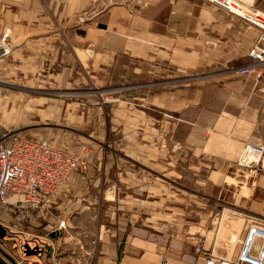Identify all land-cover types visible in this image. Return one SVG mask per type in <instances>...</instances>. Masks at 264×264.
Returning a JSON list of instances; mask_svg holds the SVG:
<instances>
[{"label": "crops", "instance_id": "0c3cea01", "mask_svg": "<svg viewBox=\"0 0 264 264\" xmlns=\"http://www.w3.org/2000/svg\"><path fill=\"white\" fill-rule=\"evenodd\" d=\"M82 15L85 22L75 23ZM6 29L10 46L56 58L68 48L73 64L94 76L143 74L144 67L165 63L167 91L142 96L151 108L141 112L150 114L149 153L157 162L166 152L169 170L176 169L178 154L188 167L210 171L206 184L216 193L206 202L218 204L177 207L175 193H161L158 162L94 161L87 173L73 175L48 209L23 222L9 218L14 261L206 264L215 257L234 263L240 247L228 243L232 221L217 232L208 222L220 215L264 217V178L249 184L235 173L244 144L264 145V83L240 73L249 64L255 26L205 0H0V34ZM194 216L198 222L174 225ZM243 223L239 236L249 221ZM24 244L40 254L24 258Z\"/></svg>", "mask_w": 264, "mask_h": 264}, {"label": "rangeland", "instance_id": "374dc122", "mask_svg": "<svg viewBox=\"0 0 264 264\" xmlns=\"http://www.w3.org/2000/svg\"><path fill=\"white\" fill-rule=\"evenodd\" d=\"M257 9L264 10V0H256L255 10ZM86 18V15H82L74 22L82 24ZM5 33H9V54L1 58L0 63V139L8 131H16L33 139H43L79 159L84 168L74 174L87 173L89 164L94 161L144 162L150 166L158 162L160 170L156 176L161 184V193H175L177 207L195 211L201 204L207 205L209 209L218 206L213 200L206 202L207 198L215 197L216 193L206 184L210 171L188 167L190 163L184 155L178 154L174 160L176 169L169 170L166 152H161L157 162L149 153L148 147L153 143L146 116L150 114L145 116L141 112H150L151 108L142 100V96L146 100L147 95L167 91L162 86L167 85L165 63H152L151 67H144L143 74L94 76L88 73L89 68L73 64L68 48L59 58L50 53L42 57L34 48L25 50L23 46H15L14 43V47L10 46L12 31L6 29L0 34V38ZM257 35L256 28V37ZM51 46L55 47V43L52 42ZM164 139L161 132V148L166 142ZM238 159L235 173H239L241 180L250 184L264 178L262 172L253 174L249 169L239 167ZM236 182L230 183L236 188ZM219 206L235 210L234 205ZM243 216L236 219L213 216L208 223L211 230L217 232L232 221L235 230L233 236H239L245 219L264 221V217L254 216L249 219ZM11 217L13 218L4 209L0 210V226L5 230ZM27 220L29 219H23L22 222ZM195 222H198L195 216L179 218L174 225L187 227ZM228 243L230 248H236L230 240ZM1 248L6 253H13L8 244Z\"/></svg>", "mask_w": 264, "mask_h": 264}, {"label": "built area", "instance_id": "2783aa9c", "mask_svg": "<svg viewBox=\"0 0 264 264\" xmlns=\"http://www.w3.org/2000/svg\"><path fill=\"white\" fill-rule=\"evenodd\" d=\"M205 1L257 28L255 45L248 53L249 64L240 73L264 82V16L255 10L256 0ZM8 37L5 33L0 38V59L9 54ZM237 164L253 174L264 173V145L246 144ZM82 168L75 155L45 140L8 131L0 139V210L21 221L48 209L72 175ZM230 242L240 247L234 263L212 257L206 264H264V221L250 219L245 234L231 236Z\"/></svg>", "mask_w": 264, "mask_h": 264}, {"label": "flooded vegetation", "instance_id": "af4514ba", "mask_svg": "<svg viewBox=\"0 0 264 264\" xmlns=\"http://www.w3.org/2000/svg\"><path fill=\"white\" fill-rule=\"evenodd\" d=\"M1 227V226H0ZM10 237H12V235H10L8 232H7V230H5L4 228H0V247H3V246H5V244H8L9 246H11V249L14 251V246H15V244L13 243V240H11L10 239ZM27 244H24L23 245V248H22V250H21V253H22V255H23V257L24 258H26V259H29L30 257H32L33 255H27L26 254V250H25V246H26ZM11 258H12V254L13 253H7ZM13 259V258H12ZM0 262H6V264H7V261L3 258V257H1L0 256ZM1 264V263H0Z\"/></svg>", "mask_w": 264, "mask_h": 264}, {"label": "water", "instance_id": "95a60500", "mask_svg": "<svg viewBox=\"0 0 264 264\" xmlns=\"http://www.w3.org/2000/svg\"><path fill=\"white\" fill-rule=\"evenodd\" d=\"M1 228V227H0ZM25 250H26V254L27 255H35V256H38L40 254V251H32L31 250V247L29 245H26L25 246ZM0 256L3 257L7 263H10V264H17L14 259H12L1 247H0ZM3 264H5L3 262Z\"/></svg>", "mask_w": 264, "mask_h": 264}]
</instances>
